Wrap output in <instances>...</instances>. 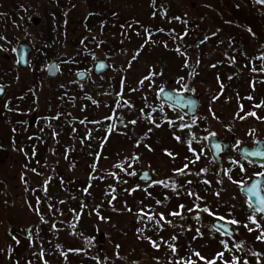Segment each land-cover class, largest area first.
<instances>
[{
  "label": "rangeland",
  "instance_id": "rangeland-1",
  "mask_svg": "<svg viewBox=\"0 0 264 264\" xmlns=\"http://www.w3.org/2000/svg\"><path fill=\"white\" fill-rule=\"evenodd\" d=\"M97 2L0 0V67L14 69L0 83V153H7L0 162V264H78L80 256L87 264H264V217L240 193L264 177V167L198 171L215 168L206 150L211 135L230 141L227 163L241 146L264 139V7L253 0ZM92 9L115 15L108 37L87 23ZM51 11L61 15L48 18L60 28V56L41 63L37 44ZM181 23L195 34L181 50L162 49L164 37L152 33L167 35ZM94 36L111 50L119 42L120 50L89 46ZM21 42L33 49L27 71L16 66ZM82 54L85 68L77 70L89 77L77 82L65 59ZM100 59L110 69L96 77ZM52 60L56 78L45 75ZM162 88L195 95L197 116L160 102ZM20 93L27 96L18 102ZM59 111L63 132L59 123L50 126ZM14 113L23 115L16 130ZM144 169L152 182L137 181ZM54 182L57 198L48 193ZM218 218L235 222L239 245L212 228Z\"/></svg>",
  "mask_w": 264,
  "mask_h": 264
},
{
  "label": "water",
  "instance_id": "water-1",
  "mask_svg": "<svg viewBox=\"0 0 264 264\" xmlns=\"http://www.w3.org/2000/svg\"><path fill=\"white\" fill-rule=\"evenodd\" d=\"M32 1L39 2L41 0H32ZM254 1L256 2V0ZM257 4L264 7V3H257ZM39 22L40 21L38 18L34 17L31 19V23L33 25H38ZM79 41L80 38L76 40L75 45H78ZM32 52H33L32 46L28 42H21L17 46L15 56L17 59V65L20 69L27 70L29 68L30 56ZM109 69H110V65L106 60L104 59L96 60L92 67V74L98 77L106 74L109 71ZM59 73H60V68L57 61L55 60L50 61L46 66L45 75L48 78H56L59 75ZM88 76H89L88 72L84 70L77 71L74 75L75 80L77 82H83L87 80ZM3 92L4 89L0 87V97L3 94ZM158 98L163 103L179 109L181 112H183L190 118L196 117L201 104L200 100L193 94H184L182 92L173 91L169 88L161 89L160 92L158 93ZM208 146L212 153V157L215 159V162L220 164L223 156L229 151V143L223 142L221 139L217 138L216 136H211L208 139ZM256 152H259L260 155H248V153H256ZM239 155L247 161L264 165V140H258L255 143V145L250 148L247 146H243L239 150ZM6 156L7 153L5 151H2L0 153V162H4ZM153 180L154 179L152 177L151 172L146 169L142 170L137 177V181L139 182L149 183L152 182ZM254 183H259L260 185V187L257 189L256 196L251 195L247 191V189L251 187ZM263 183H264V178L260 177L251 181V183L247 187L241 190L242 193L247 197L248 201L256 208V210L262 207V205L260 204V200H264V195L262 193ZM60 190L61 189L59 182H54L49 187L48 190L49 195L53 198H56L59 196ZM258 212L264 215V211H258ZM213 226L223 234L233 237L236 241H239V238L236 236L232 226L220 221H215L213 223Z\"/></svg>",
  "mask_w": 264,
  "mask_h": 264
},
{
  "label": "trees",
  "instance_id": "trees-1",
  "mask_svg": "<svg viewBox=\"0 0 264 264\" xmlns=\"http://www.w3.org/2000/svg\"><path fill=\"white\" fill-rule=\"evenodd\" d=\"M74 0H70V2H72ZM85 2H88V4L91 6V4H94L95 2H97L96 0H83ZM57 3H63L64 0H56ZM97 4H99L97 2ZM99 6H101V4H99ZM15 13L13 14H9L8 16L10 17V21H14L15 18L18 16V15H14ZM50 17H54V18H57L58 20H60V13L59 11H55V12H52L50 13V15H46V25L44 27H42L44 29L43 31V35L42 37L39 39L38 41V49H37V56L39 57V61H44V60H47L50 58V56H54L56 55V58L54 59H57L59 58L60 56V53L58 51V46H55L54 45V38H56L59 34H60V28L58 25H56V28H57V31H54L52 28H51V25H50V20L48 18ZM113 18H115V15H113L111 13V11L107 10V9H102V10H94L92 9V11L90 12V15L88 17L89 20H87V23H89L90 25V22L91 23H94V24H97L99 26V29H96V31H100L101 35L103 34L104 37H108V35L106 34L107 31H105L106 28H108V25L107 23L108 22H111V20H113ZM115 20V19H114ZM94 21V22H93ZM102 21L103 24H102ZM117 24V26H116ZM87 25V28L91 27ZM120 26H123L122 25V21L117 18L116 21H115V24L114 26L112 27H116L118 30V28ZM89 30H91V28H89ZM195 28H193V26L191 24H185V23H181L180 26H179V30L177 31H174V32H168L167 35L165 34L164 36L160 33V31H155L153 32V36L156 37V38H159V37H164V43L166 45H164V48L162 47V49H165L167 50L168 52H174L175 50L174 49H178V50H181L179 48L182 47V42L184 39L186 40H189V37L191 38L193 36V34H195L194 32ZM151 36V35H150ZM107 40V39H106ZM105 39L101 38L99 39V37H96L94 36V39H87V43L90 44L89 46H97V47H102L103 49H106L107 50V53L110 55V54H115L117 53L119 50H120V45H117L119 42H113V44L110 42V44L113 45V50L109 49L107 47L108 44H106ZM117 43V44H116ZM155 45H159L158 43H155ZM168 45V46H167ZM197 44H195L194 46H196ZM108 48V49H107ZM53 53V54H52ZM85 56L84 54L82 55H79L78 56H69L68 58L65 59V61L67 62L68 66H69V70L70 71H74V70H77V69H84L85 68ZM35 68V72H38L39 69L38 67L34 66ZM38 76V75H37ZM38 80H34V83L36 84ZM99 89H105V91L107 92V94H111V91H112V88L107 85V86H104V83H100L98 85ZM113 87V86H112ZM67 95V94H66ZM69 98V97H68ZM63 111V110H62ZM62 114V113H61ZM61 114H60V111H59V116H56L55 119H54V124L53 125H50L51 128H55V126H58L57 123H59V126H61V131L63 132L64 130L62 129V122H61ZM15 117H18L17 118H14L13 119V122H16L15 126H12L11 128L13 130H16V127L19 125V121H21V116L19 114H14ZM2 120L4 121H8L10 123V119H5L3 118ZM56 121V122H55ZM18 123V124H17ZM30 140H33V139H30ZM31 148L28 146V149ZM80 187V186H78ZM74 209V208H73ZM12 253H14V249H12ZM80 261L78 262V264H87V259L84 258L81 260V256H80ZM89 261V260H88Z\"/></svg>",
  "mask_w": 264,
  "mask_h": 264
},
{
  "label": "flooded vegetation",
  "instance_id": "flooded-vegetation-1",
  "mask_svg": "<svg viewBox=\"0 0 264 264\" xmlns=\"http://www.w3.org/2000/svg\"><path fill=\"white\" fill-rule=\"evenodd\" d=\"M19 45V44H18ZM17 45V46H18ZM16 49H17V47H16ZM15 53H16V50H15ZM15 59H16V56H15ZM16 66L18 67V65H17V59H16ZM30 67H31V65H30ZM29 67V68H30ZM19 68V67H18ZM28 68V69H29ZM13 69V68H12ZM12 69H6L5 71H4V69H3V67H0V83H1V79H3V77L5 78L6 76H9L11 73H13V70ZM20 69V68H19ZM27 69V70H28ZM20 70H22V69H20ZM27 70H22V71H27ZM0 87H2L3 89H4V92H3V94L1 95V97H0V99L5 95V93H6V89H5V87L3 86V85H1L0 84ZM29 91V90H28ZM28 91H26L27 93H28ZM25 92V93H26ZM25 96H27L26 94H22V93H20V95H18V96H16L14 99L16 100V101H18L19 102V100H22V99H25L26 97ZM25 97V98H24ZM14 114H19V113H14ZM20 116H21V118L20 119H22V117H23V115L22 114H19ZM18 118V117H17ZM20 122V121H19ZM30 123H31V125H30ZM33 125V119L32 120H30L29 121V126H32ZM211 136H216V135H211ZM211 136H209V137H211ZM209 137H208V139H209ZM217 138H219V139H221L223 142H227V143H229V151L223 156V158H222V160H221V163L220 164H218V163H216L215 162V159L212 157V153H211V151H210V148H209V146H208V139H207V141H206V150H207V155H208V157L210 158V162H212V165L215 167L213 170H210V169H208V167H201L198 171H244V169H243V162H245V163H248V164H251V165H255V166H260V167H264V165H259V164H255V163H252V162H249V161H247V160H244L240 155H239V150L244 146H241L239 149H238V151H236L235 153H234V156L236 157V159H233L231 162H229V163H227V161H228V158L229 157H231L232 156V154H231V152H232V149H233V147H232V145H231V143H230V141H228L227 139H223V138H221V137H218V136H216ZM218 148H220V147H218ZM189 155L191 156H193V161H195L196 160V162H197V160H198V156H199V154L196 152V151H192L191 149L189 150ZM237 154V155H236ZM196 162H195V164H196ZM198 164H199V161H198ZM198 164H197V166H198ZM226 165H228V166H226ZM260 177H263V176H259V177H256V178H254V179H257V178H260ZM264 178V177H263ZM254 179H252L251 181H253ZM251 181L246 185V186H244V187H242L241 189H240V193L246 198V200L248 201V199H247V197L242 193V189L243 188H245V187H247L250 183H251ZM263 186H264V183H263V185H262V193H263V195H264V189H263ZM248 203L251 205V203L248 201ZM252 206V205H251ZM253 207V206H252ZM254 208V207H253ZM255 210H256V208H254ZM256 212L257 213H259L257 210H256ZM260 214V213H259ZM262 216H264V215H262ZM215 221H220V222H224V223H226V224H228V225H230V226H232L233 227V225H231V224H229V223H227V222H225V221H222V220H219V219H216V220H214V221H212V228L220 235V236H222V237H224V238H226V239H229V240H231L234 244H236V245H239L240 243H241V237H239L238 235H237V233H236V230H235V228L233 227V229H234V231H235V234H236V236L239 238V241H236L233 237H230V236H228V235H225V234H223L222 232H220L219 230H217L214 226H213V223L215 222ZM249 224H250V222H249Z\"/></svg>",
  "mask_w": 264,
  "mask_h": 264
},
{
  "label": "snow or ice",
  "instance_id": "snow-or-ice-1",
  "mask_svg": "<svg viewBox=\"0 0 264 264\" xmlns=\"http://www.w3.org/2000/svg\"><path fill=\"white\" fill-rule=\"evenodd\" d=\"M257 3H264V0H256ZM248 155H260L259 152L256 153H248ZM260 187L259 183H254L251 187H249L247 189V191L253 195L256 196L257 195V189ZM260 204L262 205L261 208L257 209L258 211H264V200H260ZM205 211H207V209H205ZM161 219H163V217H161ZM218 219H222V218H218ZM228 223H235L234 221H229ZM253 223H255V221H253Z\"/></svg>",
  "mask_w": 264,
  "mask_h": 264
}]
</instances>
